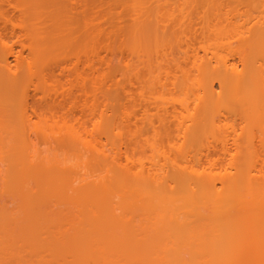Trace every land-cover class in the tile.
<instances>
[{
  "label": "bare ground",
  "instance_id": "1",
  "mask_svg": "<svg viewBox=\"0 0 264 264\" xmlns=\"http://www.w3.org/2000/svg\"><path fill=\"white\" fill-rule=\"evenodd\" d=\"M0 264H264V0H0Z\"/></svg>",
  "mask_w": 264,
  "mask_h": 264
}]
</instances>
